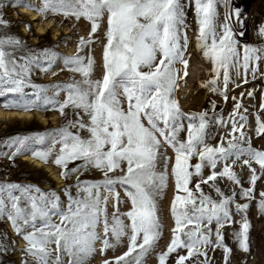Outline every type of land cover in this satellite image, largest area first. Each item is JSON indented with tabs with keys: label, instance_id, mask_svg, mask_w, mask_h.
I'll list each match as a JSON object with an SVG mask.
<instances>
[{
	"label": "snow or ice",
	"instance_id": "6c2138e0",
	"mask_svg": "<svg viewBox=\"0 0 264 264\" xmlns=\"http://www.w3.org/2000/svg\"><path fill=\"white\" fill-rule=\"evenodd\" d=\"M228 2L194 0L198 44L204 57L215 66L214 78L203 86L221 91L225 101L229 83H235L229 70L242 68L243 83L247 84L249 72L256 79L259 64L264 62V47L243 45L241 56L232 27L233 20L243 23L241 9L229 10L224 23L218 26V4ZM11 6L32 7L45 16L58 14L91 22L88 37L79 39L77 53L64 58L65 65L80 73L82 79L57 84L52 96L37 85H32L31 94L24 91L31 66L39 64L40 56L29 54L18 58L12 51H6L5 46L18 48L23 44L21 39L0 37V98H3L0 106L24 111L40 108L61 114L71 108L76 110L77 117L74 121L66 119L60 128L51 130V135L45 132L9 137L6 143L13 148L10 158L27 153L44 161L51 159L62 169L64 177L89 168L99 169L103 174L100 180L78 177L75 194L73 185L63 189L65 204L54 190L45 192L34 185L0 183V218L6 217L16 233L27 241L24 251L36 264H63L62 254L69 258L67 264H86L96 252L98 241L102 244L100 251L106 253L125 236L127 250L105 259L103 264H145L162 236L157 201L167 187L169 157L165 144L171 145L175 152L176 192L171 204L175 226L166 249L157 254L158 264H169L173 254L175 264H212L209 248L221 249L223 264H231L233 249L225 243L224 229L234 223L240 224L234 233L239 250L250 252L249 203H239L236 197L240 195L249 202L255 198L257 181L264 178V149L253 147L252 136L246 130L250 125L248 109L242 103L243 92L240 98H232L234 107L227 119L221 114L209 117L207 111L186 113L181 109L175 93L180 81L189 75V59L188 38L182 31L186 27L184 5L180 0H41L39 7L31 0H11ZM105 14L108 29L103 51L104 74L100 79H92L95 60L82 53L94 42ZM7 23L0 16V25ZM258 34L264 36V25L259 26ZM42 55L48 61L44 70L49 71L56 53L43 49ZM218 82L222 85L219 88ZM61 91L66 92L62 101L58 99ZM246 94L254 97L255 92ZM215 107L213 103V112ZM261 109L264 110V103ZM81 112L88 116L87 123ZM185 120L187 135L181 140L179 133L185 130ZM210 122L229 129L227 136H222L214 146L206 142ZM74 128L86 129L89 135L82 137L79 131L71 130ZM254 131L256 136L264 137V118L259 112ZM193 156L198 158L195 164L191 163ZM161 159L165 168L158 171ZM77 161L74 167H69ZM237 161L250 172L248 187H243L240 174L234 169ZM205 167L210 169L207 176L203 173ZM117 171L122 174L115 175ZM194 177L197 182L191 186ZM222 178L238 186L239 193L233 189L226 194L218 187L216 181ZM209 183L219 198L205 193L203 185ZM121 189L131 203L124 213L120 212ZM260 197L259 208L264 213V191ZM110 198L114 201L111 220L107 212ZM232 205L241 214L240 221L233 220ZM122 217H127L130 223L125 224ZM100 225L102 233L98 231ZM52 244L56 246L54 258Z\"/></svg>",
	"mask_w": 264,
	"mask_h": 264
},
{
	"label": "rangeland",
	"instance_id": "374dc122",
	"mask_svg": "<svg viewBox=\"0 0 264 264\" xmlns=\"http://www.w3.org/2000/svg\"><path fill=\"white\" fill-rule=\"evenodd\" d=\"M229 0L227 4L219 3L218 4V17L217 24L218 26L224 23L225 14L231 10L238 7L235 5L243 6L245 5V9H241V17L243 23H239L235 20L232 22V27L234 33H236L235 38L238 40L239 45L241 46V56H242V46L249 45L255 47H264V36L258 34V30L255 29L254 21H257V26L264 25V8H261L260 2L264 0ZM33 4H36L37 7L41 5V0L38 2H34L31 0ZM180 3L184 5L185 12V25L186 27L182 29L183 32H186L188 43L186 49V58L193 56L199 57L201 62L197 65L199 69L197 74V79L194 82H191L190 78V70H188L189 75L184 78L182 81L183 85L189 84V104L184 107L181 106V109L186 113H199L202 111H207L209 117H214L216 114L223 115L226 119L229 116V113L233 111L234 101L233 97L240 98V94L243 92L245 96L242 98V103L244 107L248 109V121L250 128L256 127V122H252V117H255L259 112V115L264 118V110L261 109V104L264 103V78H261V74L264 73V62L259 64V71L256 73V79L252 78L251 72L248 74V83L244 84V70L240 69H230V76L235 83H229L228 85V100L225 101L223 98V93L221 91H212L211 86L204 87L208 81L214 78V64L211 60L204 57L203 52L198 44V20L195 12V4L194 0H180ZM21 8H15L11 6V0H0V16L7 21L6 25H0V37L2 36H15L19 37L23 44L13 49L12 47L5 46L6 51H12L16 57H25L29 54H35L40 56L39 64H33L31 66L30 74L26 80V84L24 91L27 93H33L34 89L32 85L41 86L47 95L52 96L53 90L57 84H66L71 82L73 79L79 81L82 79V76L78 72L72 71L68 66L64 63V58L68 56H74L78 50V42L81 37H88L91 30V22L85 18H81L77 21L74 17L66 18L63 15L58 14H48L45 16L44 13H41L44 21H49L51 19H55L58 24L59 31L62 33L60 35L59 40H54L53 34L49 33L47 35L41 36L37 35V31L35 26L30 21V17L28 15L21 14ZM33 11H37L35 8L26 7ZM257 10H261L262 13L259 16L254 17V12ZM39 12V11H37ZM248 19V21H246ZM30 24V28L26 25ZM100 26L97 30V33L93 37V43L89 48H85L82 55L85 57L91 56L95 60V68L92 73V79H100L104 74L103 68V51L104 46L107 43L106 32L108 29V17L105 14L99 22ZM23 26L27 28V32H23ZM68 28L69 33L65 34V29ZM218 27V31H219ZM244 32L243 36H240L239 33ZM49 49L50 51L56 53L55 59L53 61V65L49 71H45L44 68L47 66L48 61L43 57L42 50ZM22 62V61H21ZM177 67L180 68L181 65L177 64ZM189 68V67H188ZM195 68V67H193ZM147 70V69H144ZM239 71V75L237 72ZM195 77V75H193ZM222 82V75H221ZM237 84H240V87H236ZM221 83L218 82L217 87H221ZM209 89V91L207 90ZM207 90L208 97L203 102V104L198 108H196V99H199L200 95ZM254 90V97L247 96L248 91ZM178 91V89H177ZM175 93L176 99H178V93ZM66 97V92L61 91L59 93L58 99L63 100ZM3 98H0L2 101ZM215 103V112L212 110V104ZM126 107V102H125ZM2 110H19L18 108H5L0 106ZM30 111H41L46 115V117L56 116V121H47V123L41 121L40 119H32V120H17L11 119L7 121L0 120V183H18L20 185H34L41 188L43 191L47 192L50 190L56 191L60 197L62 204L66 203V196L63 191L68 185H73L72 192L75 194L76 188L75 183L77 178L80 180H100L103 178V174L99 169L89 168L83 172H76L71 174L69 177H64L62 175V169L56 166L52 160L44 161L40 159L42 162L48 165H52L53 167L59 169V174L63 179V183H58L54 179L50 177V174L47 173L44 169H38L33 165L26 163L22 160V156L26 154H19L15 156L14 159H11V153L13 148H10L6 141L9 137H15L17 135H28L32 136L37 133L44 134L48 132L50 135L51 130L60 128L65 122L66 119L75 120L76 110L71 108L66 109V114H61L59 111H44L40 108L32 109ZM243 113V109L240 110ZM81 116L85 123L88 122V116L81 112ZM188 121H184L185 130H182L179 133V138L181 140L186 138V128ZM73 132L79 131V134L82 137H87L89 133L86 129H71ZM250 131V129H246ZM208 136L206 138V142L209 145H216L222 136H227L229 129L221 127L214 122H210V127L208 128ZM250 134V132H249ZM251 135V134H250ZM252 136V145L258 149H264V137H258L256 134ZM42 147V146H41ZM59 147V145H57ZM164 150L166 155L169 157L167 160V187L164 189L162 194L158 198V214L162 223V236L159 240L156 248L146 257L145 264H158L157 254L166 249L172 238V230L175 226L174 217L171 212V204L174 200L175 196V180L173 175V166L175 163V152L171 145H164ZM31 155V154H29ZM37 158L34 155H31ZM39 159V158H37ZM198 162V158L193 156L191 163L195 164ZM76 163L79 161L72 163L69 167H74ZM220 166L218 165V168ZM165 168V161L161 159L158 162L157 170L162 171ZM234 169L237 173L240 174L241 179L248 178L250 176V172L246 167H242L241 161H237ZM203 173L205 176L210 174V169L205 167L203 169ZM119 171L115 173V175H121ZM264 178L260 179L259 182L262 183ZM197 182V178H193V182L191 186ZM245 181L243 185H246ZM216 185L220 187L226 194H230L233 189L239 193V187L236 186L232 181H229L226 178L218 179L216 181ZM203 189L205 193H210L214 198H219L218 194L215 192L214 187L211 183L203 185ZM16 194H19L18 192ZM256 196V195H255ZM121 197L122 202L120 204V212H127L131 208L130 200L124 196L123 190L121 189ZM259 199V196H256ZM237 202L239 203H249L248 212L251 211L252 206L254 205V199L250 202L245 200L240 195L236 197ZM114 201L113 199H109L107 203V212L109 214V220H111L112 213L114 211L113 208ZM232 216L236 221L241 220V214L235 210V206L232 205ZM236 219H235V218ZM124 219L125 224L130 223L127 217H122ZM234 224L231 226H226L224 229L225 243L227 246L230 245L232 240ZM215 228V224L212 226ZM98 231L102 233L103 226H98ZM261 232V231H260ZM253 233V231H252ZM228 235V236H227ZM252 237L255 239V248L252 252V263L258 264L261 263L260 259H258L257 255L261 249V246L264 247V239L257 236L256 233H253ZM0 248L6 250H0V264H36L35 259L26 253L24 249L27 247V241L23 238L22 235H18L15 231V228L12 226L10 221L5 218H0ZM127 236L122 238L120 244H117L115 248H110L106 253H102L100 248L102 244L98 241L95 245L96 252L90 256L86 262V264H103L105 259H111L115 256L121 255L124 251L127 250ZM55 244L50 245V248L53 249L52 256L55 257ZM208 251H212L211 248ZM214 256V255H210ZM68 257L66 255H61V260L63 264H67ZM169 264H175V254H173L169 258ZM261 264H264L261 263Z\"/></svg>",
	"mask_w": 264,
	"mask_h": 264
},
{
	"label": "bare ground",
	"instance_id": "6f19581e",
	"mask_svg": "<svg viewBox=\"0 0 264 264\" xmlns=\"http://www.w3.org/2000/svg\"><path fill=\"white\" fill-rule=\"evenodd\" d=\"M35 3L38 2V0H32ZM241 3V0L239 1V4ZM36 5V4H35ZM261 8H264V2H260ZM235 7H238L239 9L244 10L245 5L240 6V5H235ZM21 14L28 15L30 17V21L32 22L35 26V29L37 31V35H47L49 33L53 34L54 40H59L60 35L62 34L59 31L57 21L55 19H51L49 21H44L43 17L41 16L40 12L33 11L29 8L22 7L21 8ZM262 13L261 10H257L254 12V17L259 16ZM243 21V20H242ZM248 21V19H246ZM255 24V29L258 30L257 26V21H254ZM23 32H27V28L23 26ZM69 33L68 28L65 29V34ZM189 59V68L190 70V78L191 82H194L195 79H197V74L200 68L197 67V65L201 62L199 57H194ZM195 67V68H193ZM195 75V77H193ZM186 79V78H185ZM182 81H180V86L178 88V101L181 106L184 105L186 107L189 104V84L188 85H183ZM211 88V87H210ZM209 91V89H207ZM207 90L200 95L199 99H196V108L198 109L203 102L206 100L208 97ZM11 119H17V120H32V119H40L41 121L47 123V121H56V116L53 115L52 117H46L44 113L41 111H24V110H2L0 109V120L2 121H7ZM252 122L255 123V117H252ZM250 129V134L253 135L255 134L254 129L255 128H249ZM22 160L26 163H29L33 165L34 167L38 169H44L47 173L50 174V177L54 179L58 183H63V179L59 174V169L53 167L52 165L45 164L42 162L40 159H37L29 154L23 155ZM242 184L246 181L247 184L243 185V187H248V178L241 179ZM264 183V180L262 181ZM264 191V184H261L259 180L257 181V184L255 186V193L254 196H259V199L256 198L254 200V205L252 206V209L250 212L247 214V218L251 221V229H250V234H249V239H250V252L245 253L238 248V242L235 239L234 233L239 230L240 224L239 223H234V230H233V235H232V240L230 242V245L228 247L233 249V253L231 256V264H253L252 263V252L254 251V248L256 246L255 244V239L252 237L253 233H256L257 236L261 237V239H264V213H261L260 208H259V200H260V193ZM233 214V212H232ZM234 216V215H233ZM235 218V217H234ZM236 219V218H235ZM234 220V219H233ZM235 221V220H234ZM238 221V220H236ZM253 231V233H252ZM261 231V232H260ZM225 235V234H224ZM228 236V235H227ZM226 237V235H225ZM209 255H214L212 257V264H223V251L221 249H217L215 251H209ZM258 259H260V262H264V247L261 246V249L257 255ZM258 263V264H261Z\"/></svg>",
	"mask_w": 264,
	"mask_h": 264
}]
</instances>
